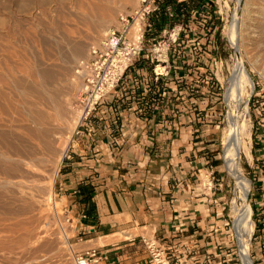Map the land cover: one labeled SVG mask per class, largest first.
<instances>
[{"label":"crops","instance_id":"0c3cea01","mask_svg":"<svg viewBox=\"0 0 264 264\" xmlns=\"http://www.w3.org/2000/svg\"><path fill=\"white\" fill-rule=\"evenodd\" d=\"M180 3L174 2L175 18L153 20L151 36L162 38L183 22L178 44L188 53L172 51L171 75L159 82L148 60H137L93 113L90 127L74 137L57 178L62 206L76 223V245L83 252L98 249L102 264H148L144 239L152 238L193 249L190 264L231 261L224 259L234 242L221 217L222 198L205 186L213 167L212 121L198 117L189 82H183L195 71L188 69L194 60L189 40L201 44L206 35L203 28L196 32L198 18H189L206 8V0ZM259 125L252 135L254 159L247 164L257 188L253 247L258 264H264V125Z\"/></svg>","mask_w":264,"mask_h":264},{"label":"rangeland","instance_id":"374dc122","mask_svg":"<svg viewBox=\"0 0 264 264\" xmlns=\"http://www.w3.org/2000/svg\"><path fill=\"white\" fill-rule=\"evenodd\" d=\"M0 3L2 2L0 1ZM205 5L204 14L195 16L198 19L194 20L198 23L197 34L201 31L199 29L205 30L203 32L206 34L205 40L201 44L199 43L200 45L195 43L196 45L192 46V48L197 47L198 51H195L194 60L188 69L195 71L194 74L191 73L192 75L189 73L190 76L182 81L188 80L189 82L188 92L194 96L193 104L198 117L212 121L210 125L213 130L211 132L213 146L210 154L213 162L210 164L213 167L205 174V186L207 185L210 190L220 194L218 197L222 198L221 203L225 208L221 215L225 231L233 237L234 242L232 243L234 249H228L231 251V257H226L227 250L224 255V259L231 261L223 264H243L233 222L232 201L236 196L235 184H233L234 180L223 160V140L229 126L227 115L230 110L226 97L230 79L234 74V66L237 65L238 60L242 59L255 85L249 101V111L247 114L245 113V117L248 118L251 125L252 135L256 122H260V127L264 125V29L250 26L248 23L250 18L262 16L264 0H241L239 3L237 0H206ZM138 6H129L126 9L118 10L111 26L115 24L121 13H130ZM57 7L56 5L41 8L36 6L23 11L16 4V0H9L0 5V17L9 19L5 20L3 24L0 23V77L3 78V83L0 82V85L2 84L0 89L4 85L8 86L12 75L22 76L30 62L29 65L35 64V62H44L45 66L48 64L49 69L57 67L66 56L67 44L88 34L91 25L87 23L85 16H81V12L74 9L72 16H63L60 15ZM249 16L251 17L249 18ZM14 20L19 21L20 24H15ZM52 21L56 23L57 28H51ZM102 37L88 41L85 58L88 56L90 46ZM148 47L151 46L148 45ZM182 50L186 52L185 54L189 51L183 48ZM189 54L194 55L192 52ZM79 62L75 65V69ZM75 69L72 76L75 74ZM71 78V80L74 79V77ZM183 82L181 84H184ZM244 91L246 94V90ZM70 96L72 99L71 119L74 120L72 123L78 127L82 114L79 106V87ZM184 96L186 95L184 94ZM180 100L182 101V99ZM244 111L245 106L242 104L237 112L243 114ZM69 136L68 134L67 137ZM73 139L74 136L70 137V144L68 143L67 147H70ZM253 148L252 145V151ZM68 149L61 158V164L57 166L58 170L54 167L57 171L53 169L52 181L45 184L47 188L44 187V193L38 196L35 207L37 222L31 223L29 220L36 216L35 213L31 214L32 217L30 215L17 218L0 208V223L3 225L0 224V264H75L76 256L83 252L82 248L76 245L75 220L73 225L67 222L66 209L62 206L57 190V178ZM242 161L244 174L252 184L249 203L255 224L257 223V212L253 207V198H255L253 194L257 188H254L248 164L245 160L242 159ZM214 197L217 196L214 195ZM70 216L74 219L71 213ZM12 227L15 228V231H10L13 229ZM257 230L255 227V235ZM254 233L250 241V257L253 264H258L256 249L253 247ZM212 257L210 261L213 260Z\"/></svg>","mask_w":264,"mask_h":264},{"label":"bare ground","instance_id":"6f19581e","mask_svg":"<svg viewBox=\"0 0 264 264\" xmlns=\"http://www.w3.org/2000/svg\"><path fill=\"white\" fill-rule=\"evenodd\" d=\"M0 1L7 3L9 0ZM237 1L239 3L241 0ZM16 4L23 11L36 6L41 8L56 5L63 16H72L74 9H77L91 25L88 34H84L85 37L67 44L66 56L57 67L49 69L43 60H40L43 63L35 62L31 65L28 62L22 76L9 75L11 78L9 82L7 79L6 84L10 87L3 84L5 87L0 89V208L8 211L12 217L19 218L37 211L35 207L38 196L44 193L45 184L54 177L52 174L51 178V173L54 167L58 170L62 156L69 148L70 137L76 132V124L71 119L70 94L78 87L80 91L81 84L75 74H72L75 65L86 56L88 41L102 37L114 22L116 12L129 6H138V0H16ZM3 18L0 17L2 24L6 20ZM18 23L19 21L15 22L19 25ZM248 23L264 29V13L261 17L250 18ZM56 26L52 21L51 28H57ZM71 77L74 79L71 80ZM0 82L3 83L1 77ZM254 86L242 59L238 60L227 91L229 126L222 140L225 167L235 184L233 222L243 264H253L250 241L254 233V222L249 203L252 184L244 174L242 159L249 164L254 159L251 150V125L245 117ZM242 104L245 111L240 114L241 111L238 113L237 110ZM36 217L37 215L33 219L29 218L31 223L37 222ZM14 229L10 231H15Z\"/></svg>","mask_w":264,"mask_h":264},{"label":"built area","instance_id":"2783aa9c","mask_svg":"<svg viewBox=\"0 0 264 264\" xmlns=\"http://www.w3.org/2000/svg\"><path fill=\"white\" fill-rule=\"evenodd\" d=\"M181 0H140L139 6L130 13H121L115 24L104 36L90 46L88 56L79 62L75 69L76 79L81 84L79 91V106L81 108L80 124L74 134H79L81 127L89 128V120L106 98L117 89L129 69L139 59L149 61L156 82L166 80L171 75L172 51H181L179 45L184 32L182 22L165 31L162 38L151 36L156 22L165 17L175 18V4ZM201 10H194L189 20L199 16ZM205 9L201 12L203 15ZM184 17V16H183ZM191 46L199 45L197 40H189ZM196 43V44H195ZM151 46V47H148ZM194 54L197 47L191 48ZM259 95V94H257ZM66 212L67 222L73 225L74 219ZM148 251V264H190L189 257L194 250L183 245L166 246L156 238L144 239ZM103 255L98 249L80 252L75 264H102ZM211 256L208 257V261Z\"/></svg>","mask_w":264,"mask_h":264},{"label":"trees","instance_id":"16d2710c","mask_svg":"<svg viewBox=\"0 0 264 264\" xmlns=\"http://www.w3.org/2000/svg\"><path fill=\"white\" fill-rule=\"evenodd\" d=\"M192 1H193V0H192ZM180 4H185V5H186L187 3H186V2H183V3H180Z\"/></svg>","mask_w":264,"mask_h":264},{"label":"water","instance_id":"95a60500","mask_svg":"<svg viewBox=\"0 0 264 264\" xmlns=\"http://www.w3.org/2000/svg\"><path fill=\"white\" fill-rule=\"evenodd\" d=\"M250 197H251V194H250V196H249V200H250Z\"/></svg>","mask_w":264,"mask_h":264}]
</instances>
